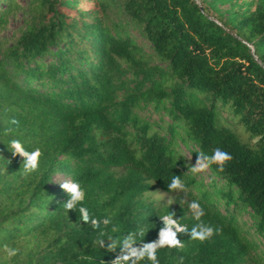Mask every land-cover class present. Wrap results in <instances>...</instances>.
<instances>
[{"label":"trees","instance_id":"obj_1","mask_svg":"<svg viewBox=\"0 0 264 264\" xmlns=\"http://www.w3.org/2000/svg\"><path fill=\"white\" fill-rule=\"evenodd\" d=\"M217 1L237 6L230 19ZM20 10V34L2 36ZM13 139L41 149L37 171L23 174ZM181 139L197 157H233L209 166L230 186L225 210L215 180L207 188L189 171ZM59 172L86 190L93 217L111 218L103 237L64 210ZM177 175L186 191H169ZM157 187L175 204L150 200ZM193 200L222 231L204 242L178 233L183 249H159L160 264H264V0H0V264H112L121 247L98 239L143 230L136 246L153 242L171 213L190 232ZM4 245L18 254L7 259Z\"/></svg>","mask_w":264,"mask_h":264},{"label":"clouds","instance_id":"obj_2","mask_svg":"<svg viewBox=\"0 0 264 264\" xmlns=\"http://www.w3.org/2000/svg\"><path fill=\"white\" fill-rule=\"evenodd\" d=\"M11 122L14 124L18 123L15 118H13ZM8 146L14 155H20L23 157L21 170L24 175H29L38 170L40 157L42 156L41 149L36 148L33 151H28L18 139L11 140ZM199 154L196 164L191 165L189 168V171L193 174L205 171L211 164H216L219 170L223 171L227 162L231 161L233 158L230 153L223 151L220 148H215L211 156L203 155L201 153ZM61 187L70 195V198L63 204L64 210L67 212L70 210H76L79 213L80 220L84 223L91 224L92 228L98 230L100 236L103 237L104 231L102 230V225L107 227L111 224V218L106 217L101 220L93 217L87 206L84 204L86 190L80 185V183L66 180L62 182ZM168 189L169 191H186V186L182 182L180 176L177 175L171 179L170 183H168ZM188 206L194 219L199 222L191 228L190 232L187 226L181 225L177 219H174L175 213H171L161 216L163 227L159 231L158 239L153 242H143V240H140L141 244L136 246L138 241L137 237H142L144 235L143 230H140L138 232L128 233L119 241L109 237L108 240L111 242L107 245L103 238L98 239L96 243H98L101 248L107 247L110 251H114L118 246L121 247L123 254L113 260L112 264H139L141 260L145 259L150 261V264H160L157 255L159 249L165 247L183 249L184 244L178 239V233H188L191 240L204 242L222 231L220 228H214L211 225L203 223L201 217L205 215V210L199 201L193 200L189 202ZM117 231L118 228L113 226L112 232ZM3 252L6 254L7 259H11L18 254L19 249L4 245ZM182 259L183 258H181V262Z\"/></svg>","mask_w":264,"mask_h":264},{"label":"rangeland","instance_id":"obj_3","mask_svg":"<svg viewBox=\"0 0 264 264\" xmlns=\"http://www.w3.org/2000/svg\"><path fill=\"white\" fill-rule=\"evenodd\" d=\"M21 1L24 3L26 0H21ZM207 1L212 2L213 0H207ZM214 7H215V12L221 14L224 19H230L233 16V12L237 6L232 1H217L214 3ZM25 16L26 14L22 10H20L16 15H12L8 28L5 29L1 33V35L8 38H15L16 36H18L25 25ZM132 30L136 34L138 39L144 44L145 50H147L148 53H153V49L151 48L149 41L143 38L136 29H132ZM153 62H160V60L155 59V61ZM222 111L224 116L226 117L229 116L228 109L224 108ZM146 113H150L151 114L150 117L152 119L155 118L158 119V114H155L152 111L151 112L147 111ZM166 119L169 120L168 117H166ZM238 126H239L238 127L239 132L241 133L243 138H249L248 133H246L244 129L240 127V125ZM178 146L180 147L182 154L186 157L188 163L190 164V167L191 165H195L198 157L195 154L196 147L194 146V144L192 142H189L187 144L185 141L181 139L179 140ZM215 175L216 174L213 173L210 167H208L205 171L197 174V176L201 179V181H203L206 184L207 188H213L212 187L213 185H211L213 183L212 179L215 180L217 186L211 190L213 194V198L214 201H216L221 206V208L225 210L226 198L225 196L220 195V191L226 192L229 190L230 186L228 183L224 182L222 178H216ZM66 180H69V177L59 172L54 175L53 183L62 184V182ZM236 193L237 192H235V194ZM148 195L150 197V200L155 201L156 203L171 204V205L175 204L174 196L168 192L163 191L158 187L153 191H151ZM240 219L242 221L245 220L251 223V218L248 212H243L240 216ZM260 240L261 238H259V241Z\"/></svg>","mask_w":264,"mask_h":264}]
</instances>
